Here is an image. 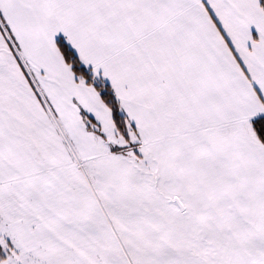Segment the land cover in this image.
Masks as SVG:
<instances>
[{"label": "crops", "instance_id": "1", "mask_svg": "<svg viewBox=\"0 0 264 264\" xmlns=\"http://www.w3.org/2000/svg\"><path fill=\"white\" fill-rule=\"evenodd\" d=\"M0 12L37 63L46 96L12 68L0 29V232L9 237L38 232L40 215L56 219L33 197L44 174L65 169L71 154L101 155L82 114L116 135L97 90L65 64L59 37L104 74L144 142L264 116V0H0Z\"/></svg>", "mask_w": 264, "mask_h": 264}, {"label": "rangeland", "instance_id": "2", "mask_svg": "<svg viewBox=\"0 0 264 264\" xmlns=\"http://www.w3.org/2000/svg\"><path fill=\"white\" fill-rule=\"evenodd\" d=\"M0 29L12 68L46 99L37 63L1 12ZM82 116L101 155L71 154L69 166L38 180L33 197L56 219L40 215L38 232H0L1 264H264V145L252 125L149 143L132 131L109 138Z\"/></svg>", "mask_w": 264, "mask_h": 264}, {"label": "trees", "instance_id": "3", "mask_svg": "<svg viewBox=\"0 0 264 264\" xmlns=\"http://www.w3.org/2000/svg\"><path fill=\"white\" fill-rule=\"evenodd\" d=\"M57 47L64 61L71 67L76 76L97 90L102 101L111 111L116 135L127 140L128 132H134V127L123 113L115 92L104 74L98 68L84 66L73 47H71L64 37H59L57 39ZM252 127L257 138L264 145V116L253 120ZM6 259L7 253L0 244V264Z\"/></svg>", "mask_w": 264, "mask_h": 264}, {"label": "water", "instance_id": "4", "mask_svg": "<svg viewBox=\"0 0 264 264\" xmlns=\"http://www.w3.org/2000/svg\"><path fill=\"white\" fill-rule=\"evenodd\" d=\"M178 205H179V207H180V209H181V210H183V209H184V206H183V204H182V203H180L179 201H178Z\"/></svg>", "mask_w": 264, "mask_h": 264}]
</instances>
